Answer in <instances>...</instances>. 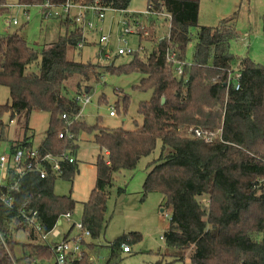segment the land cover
Segmentation results:
<instances>
[{
	"label": "trees",
	"instance_id": "obj_1",
	"mask_svg": "<svg viewBox=\"0 0 264 264\" xmlns=\"http://www.w3.org/2000/svg\"><path fill=\"white\" fill-rule=\"evenodd\" d=\"M65 1L17 0L18 5L38 6L46 2L60 6ZM79 1L86 5L97 2L114 11H127L130 4V0ZM248 2L240 0L239 7ZM4 4H8L6 0H0V5ZM148 10L171 15L169 39L155 45L147 57L140 58L137 53L119 66L74 61L81 30L71 22L60 21L65 32L43 47L37 73L26 72L38 52L28 45L20 29L0 36V86L9 94V102L0 105V142L7 138L4 116L12 121L20 113L29 115L33 110L49 115L46 136L38 147L41 154L68 153L75 159L80 135L93 134L99 148L95 181L82 203L80 218L90 234V248L105 228L106 203L116 178L123 173L131 176L141 159L156 152L159 143L157 158L146 165L142 198L160 194L170 209L169 229L163 235L165 245L192 247V264H264V236L259 237L264 232V66L229 54V42L237 38V13L217 27H208L197 26L199 0H147ZM9 12L0 8V17ZM261 25L264 31V7ZM193 27L197 32L191 64L184 67L177 81L166 62V50L176 52L184 61ZM233 64H237L240 76L238 91L226 86ZM133 73L143 75L134 89L151 92L150 99L137 107L140 126L133 131L108 130L100 126V118L93 126L73 120L82 108L73 99L75 93L92 94L94 84L106 75ZM102 100L103 96L98 103ZM129 102V97L122 98L124 113ZM115 112L117 115L118 110ZM62 115L67 120H62ZM197 127L221 130V141L205 143L185 135L188 128ZM56 131H62L64 137L59 139ZM76 173L75 159L74 164L64 165L58 179L71 182ZM56 180L27 175L19 192L13 193L15 206L10 209L0 203V234L5 241L0 240V264H56L51 249L39 242V235L51 232L76 204L71 196L54 194ZM124 193V187H117L118 196ZM203 195L208 197L207 208L198 201ZM25 204L37 211L40 233L21 224L18 211ZM206 214L207 221H203ZM18 232L24 233L26 243L17 242ZM140 241L139 233H130L115 240L111 248ZM17 246L19 256L15 254ZM85 260L84 254L81 264H86ZM155 264L169 263L160 258Z\"/></svg>",
	"mask_w": 264,
	"mask_h": 264
},
{
	"label": "rangeland",
	"instance_id": "obj_2",
	"mask_svg": "<svg viewBox=\"0 0 264 264\" xmlns=\"http://www.w3.org/2000/svg\"><path fill=\"white\" fill-rule=\"evenodd\" d=\"M10 5H15L9 14L18 21L17 26L9 27L8 32L16 30L27 41L28 45L38 52V58L30 64L26 72L37 73L40 63L39 53L43 47L49 43L56 42L59 36L65 32L64 26L59 19L49 17L42 18L41 12L37 5H29L27 8L18 5L17 0H6ZM240 0H199V14L197 26L217 27L224 19L236 15L234 30L237 38L229 42L228 52L234 57L247 58L255 64L264 66V31L261 25V15L264 7V0H249L247 4L239 7ZM129 12L140 14L143 24L149 28L148 40L145 38L139 40L136 35L127 36V47L136 50L138 45L144 48L139 57L149 55L157 45L161 37L168 34L169 23L164 21L163 17H151L147 19L144 14L147 11V0H130ZM28 11V21H25L24 13ZM101 26L104 34L109 36L110 46L116 47V36L118 37L120 20L125 19L123 13L107 10ZM4 21L0 18V36H4ZM72 25L68 26V30ZM197 28L190 29V42L187 46V56L184 62L190 63L191 56L196 45ZM147 38V37H146ZM98 35H91L90 45L78 49L75 52L74 61L86 63L97 61L102 65L111 63L99 59L96 54ZM155 43H154V42ZM133 56L116 58L112 63L115 66L128 63ZM231 83L237 79L239 72L237 64L232 65ZM143 78L140 74H128L120 76L106 75L98 84H94L93 93L90 94V103L81 108V115L78 120L85 122L87 126L96 124L97 118L101 119V127L108 130L123 129L133 131L142 123V118L137 113V107L140 102L148 101L151 92H140L134 89L139 85ZM103 96L102 104L98 103L99 98ZM129 97L130 102L126 113L122 109V98ZM9 102L8 90L0 86V105ZM118 110L115 117H110L111 110ZM6 124V141L0 142V150L6 144L12 141L29 140L37 148L46 136L49 115L39 110H33L29 115L22 112L17 115L12 122L8 116L3 117ZM203 130H206L202 127ZM191 129L188 128L185 135H191ZM216 133L217 131H213ZM191 137H193L191 135ZM160 144L158 143L156 152L148 157L143 158L138 163L131 176L123 173L116 179V185L110 190V195L106 203V224L100 238L94 243L95 246L88 247L87 258L91 257L95 264H155L160 258H164L169 264H192L190 261L193 252L192 247H167L163 238L164 233L169 229L170 209L164 206L163 197L157 193L148 194L142 198V184L145 179L146 165L149 161L157 158ZM99 154V148L93 141V134H81L78 138V150L75 154L77 162V173L73 180L64 181L57 179L53 186L54 194L57 196H71L76 202L75 207L68 219H63L62 224L56 227L60 233L57 238H50L53 242H59L71 224L80 222L82 213V203L89 196L94 186L95 171L93 164ZM104 155V152L102 153ZM124 184V185H123ZM124 187L125 193L118 196L117 187ZM200 205L208 207V197L203 195L198 198ZM207 221V214L203 217ZM130 233H139L141 241L137 244L129 245L131 248L130 255H114L111 257V245L119 237L129 235ZM263 238V234L259 235ZM16 240L19 244L26 243V236L19 232L16 234ZM87 242L90 238L86 239ZM128 245L127 243H124ZM16 247L15 254H21L20 249ZM93 248V249H92ZM181 259V260H180ZM53 264V262H52Z\"/></svg>",
	"mask_w": 264,
	"mask_h": 264
},
{
	"label": "built area",
	"instance_id": "obj_3",
	"mask_svg": "<svg viewBox=\"0 0 264 264\" xmlns=\"http://www.w3.org/2000/svg\"><path fill=\"white\" fill-rule=\"evenodd\" d=\"M15 5L4 4L0 5V8L13 9ZM27 8L29 5H21ZM38 6V5H37ZM39 10H42L41 16L43 18L53 17L63 22H71L75 24L81 30V37L77 42V49L90 45V37L95 34L98 35L97 48L95 51L96 56L105 62L112 63L116 58L133 56L140 54L144 51L141 44L137 49H131L127 47L128 35H136L139 40H142L149 36V28H147L143 22L140 14L128 13L127 11H117L125 15V19L120 20L119 25L121 28L116 36V47L110 46L109 36L104 34L101 24L105 18V11L110 10L100 7L97 2L86 5L79 0H66L64 4L60 6H54L48 2L38 6ZM114 11V10H113ZM144 16L149 19L151 17H163L164 21H168L169 28L168 34L165 37H161L157 44L169 39V31L171 27V15L165 12L157 13L153 11H146ZM3 19L5 26H17L18 21L10 14L0 17ZM25 21L27 22L28 11L24 13ZM166 62L170 66L172 76L180 81L183 75L184 67L190 66L191 63H187L178 59L176 52L166 50ZM231 74L227 81V87H232L235 91L240 89L239 78L234 83H231ZM75 102L85 107L90 103V95L86 93H75L73 95ZM81 115V111L74 117L73 120H78ZM110 117H115L116 112L111 110L109 112ZM62 120H67L66 115L61 116ZM12 122V121H11ZM55 135L62 139L64 134L62 131H56ZM193 138L210 143L215 140L221 141V130H217L214 133L211 130H203L201 128H195L191 130ZM22 141H12L4 146L0 150V203L7 208H13L16 203V196L13 193L19 192L21 180L27 175H36L41 180L49 178L58 179L63 174L64 165H71L75 163V159L68 153L55 156L52 154L39 153L38 147L35 148L32 145H28ZM107 156V153L105 154ZM23 205L18 211V217L21 220L22 225L33 228L36 232L40 233V227L37 223V211L32 208H26ZM71 214L63 215L58 221L56 227L61 224L63 219H68ZM56 227L47 234L40 233L39 242L49 247L54 255L56 264H81L82 257L86 253L85 241L90 238L88 230L79 222L73 224V230L75 231L73 236L63 238L59 242H53L50 238H57L60 233L56 230ZM19 233V232H18ZM264 236V232L262 233ZM163 239V238H161ZM0 240L4 243V237L0 234ZM5 245V244H4ZM120 250L123 254H130L131 248L129 245L121 244ZM87 264H93L92 259L86 262Z\"/></svg>",
	"mask_w": 264,
	"mask_h": 264
},
{
	"label": "crops",
	"instance_id": "obj_4",
	"mask_svg": "<svg viewBox=\"0 0 264 264\" xmlns=\"http://www.w3.org/2000/svg\"><path fill=\"white\" fill-rule=\"evenodd\" d=\"M9 4V3H8ZM129 10V8L127 9V12L128 13H134L133 11L132 12H129L128 11ZM43 18V17H42ZM19 24V23H18ZM9 27L11 28V27H13V26H6V27H4L6 30L4 31V35H7V34H9V32H8V30H9ZM230 54V53H229ZM28 140V139H27ZM17 141H19V140H17ZM28 142H29V144L30 145H32L33 146V144L31 143V141H29L28 140ZM33 147H35V146H33ZM39 147V146H38ZM106 154V151H104V155ZM77 163V162H76ZM93 168H94V164H93ZM94 171H95V168H94ZM135 171V170H134ZM133 171V172H134ZM146 175V174H145ZM120 187V186H119ZM117 189V188H116ZM164 200V199H163ZM61 224H62V222H61ZM60 224V225H61ZM60 225H58V226H60ZM71 226V225H70ZM70 226H69V228L67 229V231H66V233L63 235V237H65V236H67V237H70V236H73V234H74V230H73V228H72V230H71V232H70ZM163 240V239H162ZM94 242V241H93ZM96 242V241H95ZM94 242V243H95ZM92 243V240L90 239V241L89 242H87V241H85V244H86V253L88 254V245L89 244H91ZM94 245V244H93ZM95 246V245H94ZM93 249V248H92ZM86 253H85V256H86ZM114 255H124V256H127V255H130V254H123L122 252H121V250H120V247L119 248H117V249H112V251H111V257H113ZM90 259H92V262H93V264H95L94 263V260H93V258H91V257H89V258H87V256H86V260H85V263L86 262H88V260H90ZM87 264V263H86Z\"/></svg>",
	"mask_w": 264,
	"mask_h": 264
},
{
	"label": "water",
	"instance_id": "obj_5",
	"mask_svg": "<svg viewBox=\"0 0 264 264\" xmlns=\"http://www.w3.org/2000/svg\"><path fill=\"white\" fill-rule=\"evenodd\" d=\"M164 103V99H162V101H161V104H163Z\"/></svg>",
	"mask_w": 264,
	"mask_h": 264
}]
</instances>
